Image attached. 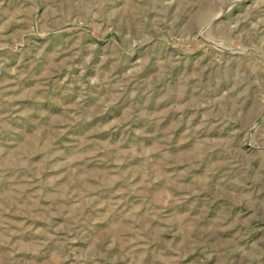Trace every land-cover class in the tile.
I'll return each mask as SVG.
<instances>
[{"label": "rangeland", "instance_id": "obj_1", "mask_svg": "<svg viewBox=\"0 0 264 264\" xmlns=\"http://www.w3.org/2000/svg\"><path fill=\"white\" fill-rule=\"evenodd\" d=\"M0 264H264V0H0Z\"/></svg>", "mask_w": 264, "mask_h": 264}, {"label": "crops", "instance_id": "obj_2", "mask_svg": "<svg viewBox=\"0 0 264 264\" xmlns=\"http://www.w3.org/2000/svg\"><path fill=\"white\" fill-rule=\"evenodd\" d=\"M119 107H122V105L121 106H116V107H114V109H113V111H115V110H117V108H119ZM119 113H121V111L119 110L118 111ZM122 126H117L116 124L114 125V126H111V128H108V129H105V130H112V131H116L118 128H121ZM206 231L207 232V238L209 237V233H210V231H212L211 233H213L214 234V237L215 236H227L228 237V235H231V234H234V233H232V232H229L230 230H232V228H230L229 230H225L224 228H220V227H211V228H209V224H207L206 225V228L205 227H203L202 228V232L203 231ZM217 239V238H216ZM216 239H214V241L216 240ZM217 241H218V239H217Z\"/></svg>", "mask_w": 264, "mask_h": 264}]
</instances>
